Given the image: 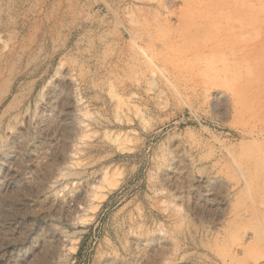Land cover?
<instances>
[{"label":"rangeland","instance_id":"374dc122","mask_svg":"<svg viewBox=\"0 0 264 264\" xmlns=\"http://www.w3.org/2000/svg\"><path fill=\"white\" fill-rule=\"evenodd\" d=\"M0 226V264H264V0H0Z\"/></svg>","mask_w":264,"mask_h":264},{"label":"bare ground","instance_id":"6f19581e","mask_svg":"<svg viewBox=\"0 0 264 264\" xmlns=\"http://www.w3.org/2000/svg\"><path fill=\"white\" fill-rule=\"evenodd\" d=\"M218 82V81H217ZM80 112V111H79ZM12 152V151H11ZM6 153V152H5ZM13 162V161H12ZM14 178V177H13ZM97 179V178H96ZM11 212V211H10ZM66 217V216H65ZM63 221V220H62ZM65 221V220H64ZM1 227V226H0ZM30 228V227H29ZM42 238V237H41ZM44 245V244H43ZM39 259V258H38ZM37 261V260H36ZM23 262V261H22ZM38 262V261H37ZM41 262V261H40ZM34 263V262H33Z\"/></svg>","mask_w":264,"mask_h":264}]
</instances>
